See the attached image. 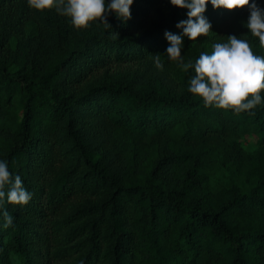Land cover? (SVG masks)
<instances>
[{"label":"trees","instance_id":"obj_1","mask_svg":"<svg viewBox=\"0 0 264 264\" xmlns=\"http://www.w3.org/2000/svg\"><path fill=\"white\" fill-rule=\"evenodd\" d=\"M130 10L74 28L54 7L0 0V158L32 192L4 205L14 219L5 227L0 215V264H264V103L205 106L187 88L194 69L164 53L187 9ZM248 14L209 5L210 31L184 37V61L229 34L264 55ZM251 134L253 186L210 192L206 166L241 164L237 141Z\"/></svg>","mask_w":264,"mask_h":264},{"label":"clouds","instance_id":"obj_2","mask_svg":"<svg viewBox=\"0 0 264 264\" xmlns=\"http://www.w3.org/2000/svg\"><path fill=\"white\" fill-rule=\"evenodd\" d=\"M26 3L37 11L54 7L69 18L74 28H81L96 18L105 21L109 12L127 20L131 16L133 0H26ZM169 3L187 9V18L176 23V28L182 31L165 30L168 44L164 53L182 69H194L187 85L188 91L201 98L205 106L231 109L237 113L264 103L261 94L264 89V55L255 54L247 39L229 34L227 40L214 42L212 51H202L195 62H185L181 54L185 36L193 42L199 35L209 33L211 21L205 15L209 5L214 9L247 5L246 27L264 47V7L259 6L257 0H251V3L249 0H169ZM155 63L157 67H163L159 53ZM31 197L32 192L24 186L20 175L13 178L8 161L0 158V215L5 227L14 219L4 207L5 203L24 205Z\"/></svg>","mask_w":264,"mask_h":264},{"label":"rangeland","instance_id":"obj_3","mask_svg":"<svg viewBox=\"0 0 264 264\" xmlns=\"http://www.w3.org/2000/svg\"><path fill=\"white\" fill-rule=\"evenodd\" d=\"M10 43L12 46H15L16 39L12 38ZM257 141L258 137L254 134L245 135L238 139L236 150L240 152V157L243 160L247 154L255 156L258 153L259 147L257 146ZM147 151L148 149L145 147L140 148V154ZM231 158L228 160L225 159L224 161L215 158V160L204 169L203 172L206 178L205 186L210 192H223L234 184L241 185L242 187L244 186V191H247L250 186H253V178H250V180L246 178L248 171L246 159L240 164L241 160L237 161L234 157ZM245 180H248V182Z\"/></svg>","mask_w":264,"mask_h":264}]
</instances>
